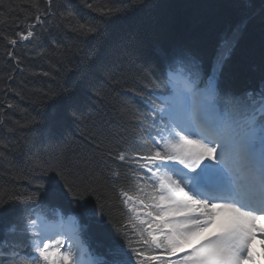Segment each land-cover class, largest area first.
I'll list each match as a JSON object with an SVG mask.
<instances>
[{
	"label": "trees",
	"instance_id": "1",
	"mask_svg": "<svg viewBox=\"0 0 264 264\" xmlns=\"http://www.w3.org/2000/svg\"><path fill=\"white\" fill-rule=\"evenodd\" d=\"M107 8L118 14L101 17ZM48 10L50 15L30 28L35 16ZM89 19L100 23L98 34L73 31L78 20ZM241 23L233 51L221 53L235 42L238 36H230ZM27 30L34 36L17 44ZM176 52L190 54L205 78L223 55L217 72L222 94L259 91L264 87V0H51L50 5L48 0H0V200L37 194L29 205L0 209V239L15 218L42 213L54 220L72 214L83 241L101 260H110L109 250L118 244L147 249L120 192L137 191V171L145 192H152L150 174L138 170L132 158L157 135L148 101L158 91L163 56ZM120 153L129 159L121 162ZM41 161L66 168L70 180L94 192L78 201L60 182L63 196L39 189L40 182L51 187L50 177L37 166ZM135 215L148 218L145 210ZM7 239L21 246L20 256L0 264H31L25 259L31 252L28 236ZM158 249L153 245L145 251V264L162 263L146 259ZM132 260L136 264L135 255Z\"/></svg>",
	"mask_w": 264,
	"mask_h": 264
},
{
	"label": "snow or ice",
	"instance_id": "2",
	"mask_svg": "<svg viewBox=\"0 0 264 264\" xmlns=\"http://www.w3.org/2000/svg\"><path fill=\"white\" fill-rule=\"evenodd\" d=\"M118 11L102 9L100 15L111 18ZM72 15L69 10L68 16ZM35 21L42 22L39 14ZM73 31L85 37L96 35L100 23L78 20ZM19 35L27 40L34 36V31ZM224 58L218 57L206 78L190 54L176 52L162 58L158 91L148 101V115L157 127V135L151 137L143 153L132 158L138 170L147 169L151 174L148 186L152 192H145L138 171L133 173L137 191L130 194L121 189L120 192L123 204L133 214L130 219L138 220L141 226L133 225L146 250L132 248L130 243L128 248L118 244L109 250L110 260H101L93 255L78 228L60 227L62 217L58 224L45 214L30 213L9 221L4 229L5 238L0 239V253L7 250L13 259L19 258V245L7 237L23 234L29 238L31 252L25 259L31 264H133V255L136 264H145L141 257L153 245L174 254L221 220L218 234L192 247L179 264H242L243 260L251 259L250 242L258 231L251 222L258 214H264V87L240 97L222 94L217 72ZM118 159L125 162L129 157L120 153ZM37 166L44 176L50 177L51 185L47 188L40 182L38 188L54 197L65 195L58 182L78 201H84L94 192L89 185L70 180L64 167L42 161ZM36 198V193L18 194L0 200V209L6 204L29 205ZM82 207L87 214V205ZM141 210L151 219L135 215ZM19 219L23 220L22 224ZM261 231L264 235V230Z\"/></svg>",
	"mask_w": 264,
	"mask_h": 264
},
{
	"label": "rangeland",
	"instance_id": "3",
	"mask_svg": "<svg viewBox=\"0 0 264 264\" xmlns=\"http://www.w3.org/2000/svg\"><path fill=\"white\" fill-rule=\"evenodd\" d=\"M183 23V22H182ZM176 24H179L178 23V21H176ZM186 24H188V25H194L195 26V23L194 22H191V21H188ZM242 27H243V25L242 24H239L238 26H237V28L235 29V31L232 33V35H231V38H236V36H238L240 33H241V31H242ZM228 50V48H226V49H224V50H222L223 51V53H225L226 51ZM182 167V166H181ZM223 222V221H222ZM221 223V221H216V223H215V226H213V227H211L209 230H206L205 231V233L203 234V236H201V237H197L194 241H192V243L193 242H195V243H193L192 244V246L191 245H187V244H185V245H182L181 247H186L187 248V246L188 247H190V248H192V247H195V246H198V243H201L204 239H207V238H209V237H211V236H213V235H216L215 233H216V231L217 230H219V228H221L222 227V225L219 227V224ZM253 223V222H252ZM219 227V228H217L216 229V227ZM215 230V231H214ZM213 231V232H212ZM264 242V241H263ZM256 246L257 247H263L264 245H261V244H259V245H257L256 244ZM257 251V254H256V257L254 258V261H253V263L254 264H264V259H263V255H260L261 253H262V249H260V250H256ZM263 254H264V248H263ZM259 255V256H258ZM177 258V260H176V262H178V264H179V262H181L180 261V259H178V256L176 257ZM250 262V261H249ZM252 263V264H253ZM251 264V263H250Z\"/></svg>",
	"mask_w": 264,
	"mask_h": 264
},
{
	"label": "bare ground",
	"instance_id": "4",
	"mask_svg": "<svg viewBox=\"0 0 264 264\" xmlns=\"http://www.w3.org/2000/svg\"><path fill=\"white\" fill-rule=\"evenodd\" d=\"M218 221H221V220H218ZM253 222V223H252ZM251 223L254 224L255 228L258 230L255 234V238L250 242V252H251V259H245L243 260L244 262H253L254 261V258L256 257V254H257V251L256 250H260L262 249V253L260 255H263V247H257V245L261 244V245H264V235H262V231L261 230H264V216H258L257 219H255L254 221H252ZM223 224V222L221 221V223L219 224V227ZM218 226L216 227L219 228ZM221 230V228H219V230L216 231L215 234H218V232ZM215 231V230H214ZM213 232V231H212ZM215 236V235H213ZM195 243V242H193ZM191 243V246L192 244ZM199 244V243H198ZM188 247V246H187ZM259 256V255H258ZM264 259V257H263ZM249 264V263H248Z\"/></svg>",
	"mask_w": 264,
	"mask_h": 264
}]
</instances>
